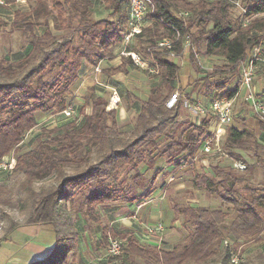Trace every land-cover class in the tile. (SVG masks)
I'll list each match as a JSON object with an SVG mask.
<instances>
[{"label": "trees", "instance_id": "16d2710c", "mask_svg": "<svg viewBox=\"0 0 264 264\" xmlns=\"http://www.w3.org/2000/svg\"><path fill=\"white\" fill-rule=\"evenodd\" d=\"M97 1L34 0L29 10L12 9L11 29L9 21L0 16V40L3 34L17 29L27 39L23 49L30 46L28 52L18 55H4L0 48V160L12 152L18 153L13 173L22 175L19 189L30 202L24 224L52 225L58 234L52 253L31 264H69L70 255L78 251L79 239L72 232L73 217L62 219L59 213L66 200L75 198L77 190L84 197L77 214H82L87 222L102 225L98 207L117 201L134 203L139 199L134 191L145 187L148 174L153 171L156 178L161 173L160 159L179 169L196 157L207 139L213 138L210 120L199 126L187 122V127L180 129L186 124L180 121L185 99L180 95L168 107L178 90L180 66L170 58L171 50L157 49L159 41L175 40L177 31L180 38L173 48L176 53H183L187 38L196 52L205 43L206 54L223 61L196 80L202 84L199 94L209 98L233 97L240 79L236 64L246 58L250 49L264 52V18H248L264 14V0H241L242 7L246 6L242 17L235 15L236 5L231 0H151L155 9L147 16L150 25L129 45L130 50L152 57L156 67L154 73H148L153 83L148 99L140 101L132 132L126 136L121 133L117 110H107L108 97L103 95L92 101V113L80 122L64 117L57 127L43 129L33 148L20 153L27 134L39 125L38 113H62L70 106L68 95L79 81L85 62L97 66L101 60L113 57V48L122 44L129 0H105L113 18L99 20L92 16ZM35 28H41V33ZM131 64L130 57L124 56L121 66L105 69L104 73H126V66ZM190 64L194 72L201 73L193 52ZM261 69L264 72V63ZM186 97L191 102L190 96ZM136 101L139 100L135 97ZM258 121L264 133V121ZM226 130L223 148L235 157L241 158L239 151L247 153L255 161L249 166L250 171L256 167L264 169V139L247 128L239 131L229 126ZM224 164L211 165V173H197L193 189L185 196L193 200L194 190H207L210 194L215 190L223 204L232 206L231 222L230 213L223 208L174 205V222L183 218L192 233L187 242L170 250L155 243L144 245L127 229L103 226L101 241L105 247L110 238L126 242L123 254L108 261L123 260L127 254L144 258L148 264H232L231 252L237 253L238 245L264 232V186L257 197L241 202L237 186L246 182V177L232 171L229 163ZM52 176L58 186L34 189V183ZM220 186L222 190L218 189ZM11 198L7 186L0 183V224L7 223L0 246L21 225L9 214L8 208H13ZM22 198H17L15 205L26 203ZM227 240L234 244L232 248L225 246Z\"/></svg>", "mask_w": 264, "mask_h": 264}, {"label": "crops", "instance_id": "0c3cea01", "mask_svg": "<svg viewBox=\"0 0 264 264\" xmlns=\"http://www.w3.org/2000/svg\"><path fill=\"white\" fill-rule=\"evenodd\" d=\"M14 3H16V5L18 6V4H21L22 2L15 0L13 4ZM9 4H6V7H0V16L6 19L7 21H13L14 19L12 15L13 10L8 8ZM199 48L200 49L198 50L199 51L198 62L202 67L201 73L197 74L196 72L193 71L190 64L191 53L188 49L185 51L182 57L177 58L173 61L180 66L177 92L181 90V92L183 93L182 97L185 99L184 108L185 110L188 111V113L190 111V108L186 106V101L190 104L197 99L203 101L204 104H207L209 101V97H204L199 94L202 84L197 83L196 80L202 78L207 73L211 72L214 69V66L218 64H223L222 60L215 57H210L206 54L207 45L205 43L201 44ZM29 49L30 46L27 45L23 49V46L21 45L16 54L18 55L19 53H23L25 51L28 52ZM123 49H124V45L122 44L114 47L113 57L101 60L97 65L100 66L102 70L99 73L95 71V68L97 66H92L88 62H85L83 70L80 73V79L76 83L72 92L68 95L67 98L68 104L75 108L74 115L76 118L83 119L86 115L91 114L93 110L92 101L99 96L108 94L107 97L108 99H110L113 93L117 92L121 97V95L123 94L122 93L123 85L119 84L117 81L119 80L121 82H126L127 80L130 79L131 75L136 70L137 71L140 70L135 68L131 64L126 66V73L121 72L114 75H107L106 73H104L105 69L118 68L119 66L122 65L123 57L120 54ZM128 49L130 48L128 47ZM8 53L9 52H7V54ZM10 54L12 55V52ZM262 55L264 54L262 53ZM125 88H127L128 91H131V89H129L127 86ZM85 90H87V92L90 95L88 99L87 98L85 99L84 97L83 92ZM263 90L264 89H262V92L259 91L258 92L259 95L264 97ZM241 91L243 90L241 89ZM136 92L138 94L137 95L135 94L134 97H136L137 99L139 98L141 101H146L149 97L150 87L148 89V92H145L144 98L140 97L138 91H134V93ZM243 95H244V91L240 97L242 98ZM186 96H190L191 102L187 100L188 98ZM241 101H242V105L237 114L241 113V116L244 115L243 119L245 120H243L242 122L240 121L238 122L236 120L237 118L236 116L235 121L231 126L239 131H242L244 128L247 129L250 128L251 131L252 130L255 131V135H256L257 127H259V130L261 129L259 121L253 119L254 117L252 118L251 114L250 115L248 114L250 112L248 105L243 102V99H240V102ZM137 102L140 103L139 101ZM83 109L84 112L82 113ZM116 110H118L117 111L119 114L118 117L124 118L123 116L125 115L126 110H124L122 105L116 108ZM183 111L184 109L182 110V112ZM40 117L43 120L49 119L51 120V122L52 120H57L58 122H60L61 119L64 118V116L61 113H55V114L38 113V120L40 119ZM211 119L212 118L208 117L205 118L204 121L210 120L211 122L209 128L212 132H215L217 125L216 122ZM261 132L262 131L260 130V133ZM256 136L259 138L260 135H256ZM196 160L197 159L194 158L190 162L184 164L181 168L174 169V166L168 165L164 158L160 159L158 162V166L159 168L162 169L161 173L155 178L153 175V171L150 172L148 175L151 174L152 178L148 183L146 182L145 187H138L135 189L134 191L135 194L139 196V199L137 201H135L134 203H126V206L125 204L124 205L121 204L124 201L123 202L117 201L112 203L113 205L110 204L111 206L107 205L102 207L105 208L103 212L101 213L99 212V215L101 216L102 225L87 222L86 219H84L83 217L80 219H73L72 232L76 233L79 239V248L77 253H75V255H73V257L71 258V260H75V262H77L76 264H89V262L93 259L96 258H98V260L102 259L103 258L102 256L106 254V247L103 245L101 241L103 226H108L110 229L112 228L122 231L121 229L125 225L119 223L120 220L119 216H122L123 214L130 215L129 216L130 218H126V220L127 219H130L131 221L133 220L132 224L134 225L131 229H129V231H131L136 237H138V235L144 232V229H142L141 227L145 225L147 222L150 221L155 222V221H159L160 219H163V217L165 218L169 217L168 211H163L162 204L164 202L165 206L169 207L168 203L171 202L170 201L171 199H169L170 194L172 196L174 192L176 193L177 191L184 192V190H186V188L189 187V184L192 183L195 175L198 173L196 171H198V169L201 170L204 169V167H201L199 165L198 163L199 161ZM248 160L249 161L251 160L250 162L251 165L254 164V161H252L253 159L251 157ZM145 170H146V166H143L142 171ZM208 172L211 173V171ZM171 178H174V182L169 184V180ZM153 195L155 196L153 197ZM139 206L141 208H139ZM154 210L155 212H153ZM105 212H107L108 214H106ZM101 214L103 216L106 214L107 217L112 216L111 219L107 220L109 221L108 223L110 224L107 225L104 224ZM113 216H115V218L117 219L112 220ZM174 219L175 218H173L171 222H173ZM78 220H81V224H82L81 226L77 225ZM178 222H174V224H178ZM169 231L170 230L167 229L168 233H170ZM57 237L58 234L54 226L52 225L21 224L17 229H15L9 235L8 241L4 242L0 246V264H31L32 262L35 261H42L52 253L56 244ZM92 255H94L93 258H91ZM88 257H90V259H88Z\"/></svg>", "mask_w": 264, "mask_h": 264}, {"label": "rangeland", "instance_id": "374dc122", "mask_svg": "<svg viewBox=\"0 0 264 264\" xmlns=\"http://www.w3.org/2000/svg\"><path fill=\"white\" fill-rule=\"evenodd\" d=\"M194 1H198V0H194ZM6 4H8V3L6 2ZM6 4H5V6H2V7H6ZM33 4H34V0H26V2L24 4L21 3V4H18V6L16 5V3L13 4V2H10L8 8H10L11 10L12 9L14 10V8L16 9L19 7V8L29 10L30 6ZM106 6H107V3L105 2V0H98L96 5L93 8V15H92L93 18L96 20L103 19V18H113L111 16V12L107 9ZM234 8H235L234 13L236 16L238 15V16L242 17V15H244V11H246L245 5H243V7L234 6ZM248 18L250 19V21H255L257 19H263L264 14L252 15V16H249ZM12 22L13 21H9V24H10L9 29H11V23ZM51 27L54 28L53 24H51ZM35 30L38 34L41 33V28H35ZM54 33H57V31H54ZM26 41H27L26 37H24L22 35V33L16 29V30L8 32L7 34H3L1 36L0 48H1V51L3 54L4 53L7 54V52H9V54H10L12 52V55H13V54H16L18 52L19 47L21 45L23 46V44ZM263 43H264V41H263ZM262 47L264 48V44L262 45ZM254 50H255V48L248 50L246 57L252 55L255 52ZM263 54H264V52H263ZM262 56L264 57V55H262ZM261 67H263V63L258 62L257 69L255 71V80H254V84L256 85L257 90L259 92H262V89H264V72L262 71ZM148 73H150V72H147V71L143 72V70H138V71L136 70L131 75L130 79L127 80L126 82H121L119 80L117 81L119 84L123 85L122 86V89H123L122 93L123 94L121 95V97H122V104L121 105L124 108V110H126V113L123 116L124 118H119L118 117L119 114L117 112V120H118L119 129H120L121 133L125 136L129 135L132 132L133 127H134L135 122H136L137 115L139 113L140 106H141V104L138 103L137 101L134 102L135 101L134 96H135V94L136 95L138 94L137 92L134 93V91H138L140 97L144 98L145 92H148L149 87H151V85L153 83V80L150 79V77L148 76ZM147 78H148V80H147ZM126 86L129 89H131V91H128L127 88H125ZM176 93L178 94V97L180 95L181 96L183 95L181 90H179ZM83 94H84L85 99L86 98L88 99V97L90 96L89 93L87 92V90H85L83 92ZM107 96H108V94H107ZM261 99L264 100V97L262 96ZM138 100H139V102L141 101L139 98H138ZM197 100H199V99H197ZM112 109H116V108H112ZM249 111L251 112L250 109H249ZM190 112H191V109H190L189 113ZM247 112H248V110H247ZM250 112L248 114L249 115L251 114V117L253 118L254 116H253L252 112L251 113ZM189 113L184 108V111L181 113V116H180V121L185 122L186 124L183 127H180V129H185V127H187V125H188L187 122H192V116H191V113L190 114ZM236 116H237V118H236ZM236 116H235V118L238 122L239 121L242 122L243 120H245V119H243L244 115L241 116V113L236 114ZM41 117L39 119V125L34 130L29 132L27 134V136L25 137V140L20 147V153L26 152L35 146L34 141L38 137L39 134L41 135V133L43 132V129H53V128L57 127L58 125H60V123L63 119V118L62 119L60 118L61 119L60 122H58L57 120H52V122H51V120H49V119L43 120V119H41ZM253 119L258 120L255 117ZM202 124H203V122H202ZM260 130H259V127H257L256 135H260L259 138L262 140V139H264L263 138L264 133H262V132L260 133ZM252 132L255 134L254 130H252ZM238 153L241 154L242 159L244 158V159L248 160L250 158V156L243 151H239ZM11 155H14V157L17 158L18 153L12 152L9 156H11ZM195 159H197L196 161H199L198 163L201 167H204L203 170L198 169V171H196L198 173H200L204 170L205 171L206 170L211 171V165L212 166H215L217 164L223 165L224 163H225L224 165H226V163H228V161H226V160L218 159V158L212 159L211 157H208L207 155H200L199 157H196ZM252 161H254V160H252ZM249 162H251V160ZM237 174H243L246 177V182L237 186V189L239 191L238 198L240 199L241 202L251 201L254 197H257L262 192V189L264 186V169H262L261 167H256V169L253 171H250V169H248L245 172L237 173ZM149 176L150 177H147L148 179L145 180V183L146 182L148 183L150 181V179L152 178L151 174ZM22 179H23L22 175H20L18 173L12 172V173L6 174L5 172H0V183L7 186L8 190L11 193V197H12L11 199L13 201V203H12L13 208H11V209L8 208L9 214L11 215V217L15 221H18L21 224H24L26 221L27 213H28L27 207H30V202L28 201V195L21 192L19 189V185H20V182ZM173 182H171V183H173ZM171 183H169V184H171ZM53 185H56V186L59 185V182L55 179V176H52V177H49L43 181L34 183L33 187L36 191H39L42 187H51ZM192 187H193V181L191 184H189V187L186 188V190H184V192L177 191V193L174 192L172 194V196L170 194L169 199H171L170 200L171 202L168 203L169 207H166L165 203L163 202V204H162L163 211H168L169 217H167V218L163 217V219H160L159 221H155V222L154 221L147 222L145 225H143L141 227L145 231L147 229V227L155 226L159 223H162L165 227V232H164V236H163V238L165 240L163 241V243L161 245V248H163V249L170 250L177 244H183V243L187 242L190 234L192 233L191 228L184 225L183 218L180 219L178 224H174V221L171 222V220L173 218H175V213H174V209H173L174 205H178L179 207H183L187 204H194V205H200L203 207H212L214 209L223 208L224 210H226L227 212L230 213V218L228 219L229 222H231V220L234 216L232 206H230L229 204H223L222 199L218 196L217 193L214 192L215 190H213V189H212V194H210L209 191H207V190H194V199L192 201L188 200L185 196L186 195L185 192L193 189ZM23 188L25 189L26 185H24ZM252 188H253V192L250 191ZM218 189L222 190V186H220ZM21 195L23 197L22 199H25L26 203H20L19 206L15 205L14 201L17 198H19ZM154 196L155 195H153V197ZM83 198L84 197L82 196V191L77 190L75 198L72 200H66V204L64 207L65 209L64 208L60 209L61 210V211H59L60 218L65 219V217H67V216L73 217V219L82 218V216H81L82 214H77V213H78V209H79V203H80V201H83ZM126 203L127 202H123L121 204L122 205L125 204V206H126ZM24 205H26V208H24ZM102 207H104V206L98 207V209H99L98 213L99 212L101 213V212H103V210H105V208H102ZM153 212H155V210ZM105 213L108 214L107 212H105ZM106 214L104 216L102 214L101 215H102L104 224L107 225V224H110V223H108L109 221H107V220L111 219L112 216L107 217ZM129 216L130 215H128V214H123L122 216H119V218H120L119 223H121L122 225H125L124 226L125 228L123 227L121 229L122 231H124L126 229L127 230L131 229L130 226H128L130 224H127L126 222H125L126 224L122 223V219L123 218H130ZM115 219H117V218H115V216H113L112 220H115ZM127 220L129 221L130 219H127ZM61 224H62V222H61ZM77 225L78 226L82 225L81 220L77 221ZM6 227H7L6 222H3L0 224V237L3 236ZM167 229L170 230L169 231L170 233L167 232ZM67 231L68 230L66 229V233H67ZM228 242H229L228 245H225V246H231V248H232L234 246V244H232V242H230V241H228ZM237 254H238L239 260H240V262L238 264H264V232L261 235H257L255 237L249 238L248 240L244 241V243H241L240 245H238ZM73 255H75V254L70 255V259L68 262L69 264H76L77 263V262H75V260H71ZM104 255L102 256L103 260H98V258H96V259L91 260L89 262V264L90 263L91 264H104V263L105 264H148V262L145 261L144 258H141V257H134L133 258L127 254H124L123 260H117L115 262L107 260L108 261L107 262L106 257ZM93 256L94 255H92L91 258H93ZM88 259H90V257H88ZM190 264H194V263H190ZM212 264H217V263H212Z\"/></svg>", "mask_w": 264, "mask_h": 264}, {"label": "built area", "instance_id": "2783aa9c", "mask_svg": "<svg viewBox=\"0 0 264 264\" xmlns=\"http://www.w3.org/2000/svg\"><path fill=\"white\" fill-rule=\"evenodd\" d=\"M19 2L25 3L26 0H18ZM236 6L242 7L241 0H231ZM6 0H0V6H5ZM130 11L128 13V24L125 28V31L122 33L123 40L122 45H124V49L121 51V56L130 57L132 61V65L140 70L148 71L150 73L155 72V62L152 57H146L139 52L132 51L128 49L131 41L136 35H139L143 32V30L150 25V22L147 19L149 13H154V4L151 0H129ZM180 36L176 31V38L174 39H163L159 41L157 45V49H169L171 52L169 53L170 58L174 61L177 58H180L184 55L185 51L188 49L196 55L198 59L199 53L196 52V47L189 41V39L184 40L183 53H176L173 48L175 44L178 42ZM258 62L264 63V57L262 56L261 50L259 48H255V52L246 57L243 60H240L236 66L239 67L240 70V79L237 86V92L233 97L227 98L222 96H213L209 98L207 104H204L203 101H196L195 103L189 104L186 101V106L191 109L192 122L196 125H201L205 118L211 117L215 120L217 128L214 132V136L212 139H207L202 146L200 147L196 157L200 155H207L212 159H223L228 161L229 167L235 173H242L249 169L251 165L247 159H242L240 157L233 156L229 151L225 150L222 146L223 138L226 135L227 127L231 126L235 121V116L240 109V105H242V101L248 105L251 110L253 116L258 120L264 121V101L259 98V92L257 90L256 85L254 84L255 80V71L257 69ZM97 73L101 72L100 66L95 68ZM244 95L241 98L243 91ZM241 91V92H240ZM178 98V94H174L172 98L168 102V107H172ZM122 104V99L117 92H114L113 95L109 99V104L107 110H111L112 108H117ZM75 108L73 106H69L65 111L61 114L68 118L74 119L76 118ZM78 122L82 120V118H76ZM195 157V158H196ZM17 166V159L14 155L7 156L0 160V172L12 173ZM174 178L169 180V183L173 182ZM142 206V205H140ZM139 206V208H141ZM127 222L130 224V228L133 227L132 221H126V218L122 219V223ZM129 222V223H128ZM165 232V227L162 223H159L155 226L147 227V229L140 235H138V239L143 244L155 243L159 247H161ZM228 240L225 241V245H228ZM126 242L120 238H110L109 244L106 247V260L114 259L123 254V250L125 248ZM231 263L238 264L240 262L239 256L237 253L231 252ZM100 260H103L100 259Z\"/></svg>", "mask_w": 264, "mask_h": 264}]
</instances>
